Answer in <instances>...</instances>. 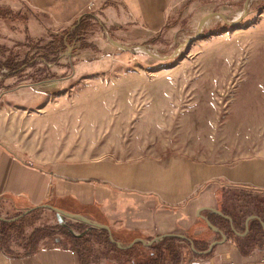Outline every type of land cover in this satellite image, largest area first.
<instances>
[{"label":"rangeland","instance_id":"rangeland-1","mask_svg":"<svg viewBox=\"0 0 264 264\" xmlns=\"http://www.w3.org/2000/svg\"><path fill=\"white\" fill-rule=\"evenodd\" d=\"M175 7L156 30L140 22L119 27L121 41L94 23L80 44L72 37L24 57L10 53L5 61L34 65L14 76L0 65V86L10 78L0 89V144L25 163L78 181L89 173L138 178L140 189L171 202L207 195L206 203L240 224L252 213L264 217V191L223 186L227 177L250 183L264 166V0H182ZM96 31L101 38L90 37ZM91 39L106 53L97 71L84 73L74 67L76 50ZM35 211L4 228L0 245L24 244L37 225L56 227L53 211ZM81 224L60 223L76 233ZM80 248L93 251L86 264H98L104 251L97 239ZM114 262L121 261L107 263Z\"/></svg>","mask_w":264,"mask_h":264},{"label":"crops","instance_id":"crops-1","mask_svg":"<svg viewBox=\"0 0 264 264\" xmlns=\"http://www.w3.org/2000/svg\"><path fill=\"white\" fill-rule=\"evenodd\" d=\"M181 1L0 0L1 7L12 8L19 14L17 22L8 23L0 20V61L4 62L12 52L18 55H22L23 52L27 54L38 52L51 41L65 42L75 37L74 41L80 44L78 38L83 37L88 30L82 29L75 36L72 31L79 24L94 26V23H99L102 29L106 25L118 40L119 27L124 25L132 27L135 22L156 30L165 25L169 11L176 8L177 3ZM94 33L96 34L90 37L101 38L103 31ZM91 40L92 46H81L76 50L78 54L76 57L81 59L74 67L84 73L97 71L102 64L100 56L106 53L99 41ZM94 55L96 56L93 57ZM24 56L26 55L20 57ZM9 79L2 81L0 89L8 85ZM261 169L259 178L250 183L227 177L228 182L223 186H246L264 191V166ZM70 171L75 172V168H71ZM84 176V180L78 181L73 179L75 175L72 173L62 175L25 163L10 149L0 144L1 216L15 218L17 216L13 213H19V216L27 209L51 204L64 211L81 213L92 221L108 225L115 240H111L107 229L89 226L86 229L78 227L85 229L80 233L71 228L75 235L81 236L80 240L75 241L65 237V233L70 230L60 227L62 225L58 223L57 217L56 227L43 229L38 225L33 227L28 241L20 246L0 245V264H84L87 263L86 259L89 260L92 256L93 251L88 249L84 254L80 248L81 242L89 245L94 239H97L104 250L97 257L98 264L138 262L154 264L153 258L158 244L163 254L168 253L166 251L168 247L177 251L181 258L179 264H191L193 261H200L201 264H264V217L260 214L246 215L240 224L236 216L224 207L218 208L216 203H206L209 199L207 195H199L190 204H185L187 197L182 201L171 202L154 195L153 190L140 189L143 181L138 178L129 181L128 178L119 175H115L114 179L105 175H102L104 176L102 179L100 175L91 173ZM213 199L215 200V196ZM8 208L13 209L12 212ZM211 208L220 210L232 220ZM3 209L8 210L4 213L1 212ZM252 215L257 217L247 221ZM25 216H22L19 222H22ZM202 216L217 230L213 229ZM39 228L46 235L31 236ZM168 233L191 239L197 251H208L211 244L219 243H216L207 255L196 254L191 243L179 236L165 237L149 246L137 241L131 252L126 251L132 247L123 248L137 238L148 242L152 238ZM224 237L226 240L223 242ZM116 241L122 248L117 246ZM183 244H187L188 247ZM139 245L150 251L140 254L139 251H135ZM111 257L121 262L107 263ZM164 262L172 264L169 257Z\"/></svg>","mask_w":264,"mask_h":264},{"label":"trees","instance_id":"trees-1","mask_svg":"<svg viewBox=\"0 0 264 264\" xmlns=\"http://www.w3.org/2000/svg\"><path fill=\"white\" fill-rule=\"evenodd\" d=\"M18 15H19L18 14V11L14 10L12 8H9V7H1L0 6V20H4V21H6L8 23L9 22L10 23L11 22H17L18 19H19L18 18ZM23 16H27V15H23ZM82 29H86V25H84V26L82 24L76 25L72 32H73V34L75 36H77L79 34V32H81ZM68 37H69V35H68ZM50 45H51V43L48 44V48H49ZM14 60H15L14 58H8L4 62H1L0 61V65L1 66L7 67V68H9L11 70L9 76H14V75L20 74L21 72H23L24 66L30 67V66H33L34 65V63L32 64V63H29L27 61H23L21 63H18V62H15ZM0 224L3 226V228L0 227V233H3L4 232L3 231L4 228H8L9 226H12L14 224V222H8V221H1L0 220ZM60 227H62V226H60ZM78 227H85V229H86L89 226L82 223ZM42 229L41 228L36 229L32 233L31 236H36V237L45 236L46 234H45V232ZM85 229H82V232H84ZM67 235L70 238H72L73 240H75V241L80 240V237H81L80 235H75L71 230L67 233ZM111 244L115 247V245L113 243H111ZM160 248H161V246H159V244H158L156 246V255L153 258V263L154 264H164L165 263L164 261H166V259L168 257H169L170 262L172 264H179L180 263L181 258H180V255H179V253L177 251H175L174 249H169V247H168L166 249V251L168 253L167 254L166 253L163 254V250H161ZM133 250H134V247L130 248L126 252H131ZM84 264H86V263H84ZM137 264H143V262H138Z\"/></svg>","mask_w":264,"mask_h":264},{"label":"water","instance_id":"water-1","mask_svg":"<svg viewBox=\"0 0 264 264\" xmlns=\"http://www.w3.org/2000/svg\"><path fill=\"white\" fill-rule=\"evenodd\" d=\"M108 39H109L110 41H113V42H116V43H117V41H115V40H114L112 37H110V36H108ZM118 44H119V43H118ZM119 45H120V44H119ZM118 48H120V49H122V50H127V49H129V47H127V46H123L122 44H121L120 46H118ZM72 49H73V46H72V45H68V52H69V53L72 52ZM39 208H49V209H51L52 211H54V212L57 214V217H58V220H59L60 223L63 222L64 218H70V219L75 218V219H79V220H81V222L87 224V225L90 226V227H94V228H105V229H107V231L109 232V235H110L111 240H112V241H115L114 238H113V236H112V230H111V228H110L108 225L103 224V223H99V222H96V221H92V220L88 219L85 215H83V214H81V213H71V212L64 211V210H62V209H60V208H58V207H56V206H53V205H51V204H42V205H40V206H37V207H33V208H30V209H27L23 214H21V215L15 217V218H4L3 216L0 215V220H1V221L14 222V221L20 219L22 216H24V215H26V214H28V213H30V212H32V211H35L36 209H39ZM211 209H212L214 212H216V213H218V214H220V215H223V213H222L220 210H217V209H215V208H211ZM223 216L227 217L229 220H232V218H231L230 216H228V215H223ZM202 217L205 218L204 216H202ZM256 217H257L256 215L249 216L248 219H247V221H248L249 219H251V218H256ZM205 219H206V218H205ZM206 221L208 222V224H209L213 229L217 230V228H216L214 225H212L207 219H206ZM172 236H179V237H182V238L187 239V240L191 243V246H192L194 252H195L196 254H198V255H207V254H209V252H210V250L213 248V246H214L216 243H219V242H215V243L211 244V245H210V248H209L208 251H197V250L194 248V246H193V241H192L191 239H189V238H187V237H185V236H183V235H175V234L168 233V234H162V235H159V236H157V237H155V238H152V239L149 240L148 242H146V241L143 240L142 238H137V239H135L133 242H131L128 246L123 247V248H130V247H132V246L135 244V242H137V241L140 242V243H142V244L145 245V246H149V245L153 244L155 241H157V240H159V239H163V238H165V237H172ZM225 240H226V237H224L223 242H224ZM116 244H117L118 247L122 248V246L120 245L119 242L116 241ZM191 264H201V263H200V261H193Z\"/></svg>","mask_w":264,"mask_h":264},{"label":"bare ground","instance_id":"bare-ground-1","mask_svg":"<svg viewBox=\"0 0 264 264\" xmlns=\"http://www.w3.org/2000/svg\"><path fill=\"white\" fill-rule=\"evenodd\" d=\"M112 42H113V41H112ZM113 44L116 45V46H120V45H121L120 43H119V44H120V45H119L118 42H117V43H116V42H113Z\"/></svg>","mask_w":264,"mask_h":264},{"label":"built area","instance_id":"built-area-1","mask_svg":"<svg viewBox=\"0 0 264 264\" xmlns=\"http://www.w3.org/2000/svg\"><path fill=\"white\" fill-rule=\"evenodd\" d=\"M232 264V263H231Z\"/></svg>","mask_w":264,"mask_h":264}]
</instances>
